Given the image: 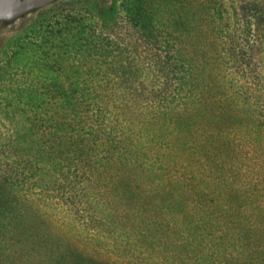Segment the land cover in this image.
Here are the masks:
<instances>
[{
	"label": "rangeland",
	"instance_id": "1",
	"mask_svg": "<svg viewBox=\"0 0 264 264\" xmlns=\"http://www.w3.org/2000/svg\"><path fill=\"white\" fill-rule=\"evenodd\" d=\"M62 5L76 9L77 17L48 21ZM158 12L138 0H49L0 18V168L32 173L10 156L12 124L28 117L39 123L44 106H57L74 123V145L87 142L78 152L84 159L24 183L25 194L39 198L57 249L64 248L60 230H75L100 264H246L241 202L254 197L255 182L264 183V122H230L224 143L197 94L203 72L232 74L234 85L241 73L249 81L260 48L249 58L244 39L262 40L264 33L255 28L251 34L232 4L223 10L226 25L202 16L173 23L165 8ZM229 44L248 61L220 47ZM142 128L148 145L137 140ZM149 146L154 155L146 159ZM158 154L160 179L143 167ZM122 166L133 171L135 190L164 175L171 220L164 242L159 232L155 237L158 217L149 197L139 192L125 205L110 188Z\"/></svg>",
	"mask_w": 264,
	"mask_h": 264
},
{
	"label": "trees",
	"instance_id": "2",
	"mask_svg": "<svg viewBox=\"0 0 264 264\" xmlns=\"http://www.w3.org/2000/svg\"><path fill=\"white\" fill-rule=\"evenodd\" d=\"M138 2L141 5H151L153 9L159 11V14L161 9L165 8L168 12V20L173 23L179 20L188 23L189 20L202 16L205 21L215 20L224 25L229 19V12L224 14L223 10L224 8L227 10V7L232 4L238 12L240 20L248 27L251 34H254L252 30L255 28L262 29L260 33H264V0H138ZM51 11L47 20L53 19V22L56 21L54 19L57 18V15L69 18L78 15L76 9L64 5L56 6ZM240 41L241 38L237 39L235 45ZM244 41L247 46L246 50L249 52V58L251 57L250 54L255 53L256 48H260V53L255 57L256 60L251 61L252 71L255 70V72H251L249 81H246L245 75L241 73L235 79L234 85L231 83L232 74L228 76L227 73H221L219 76H210V74L203 72L197 94L198 100L203 105L207 121L218 128L222 142H227V144L229 143L227 137L231 129L230 122L237 125L246 124L255 120L254 117L257 118L258 124L264 122V65L260 62L262 55H264V34L262 40L254 36L253 38L248 37ZM235 45L229 44L227 47L221 45L220 47L235 53V58L239 59L240 62L242 60L248 61L247 57H243L242 50ZM57 109V106H44V118L39 123L28 117V120L24 122L25 124L18 120L12 124L15 133H13L10 142L7 143L12 149L10 156L16 158V163H21V169L32 173L26 175L23 174L22 170L18 173V171H13V168L11 170L8 167L0 168V264H23L24 261L27 264H35L36 262L100 264L103 262L99 256L92 254L95 251L85 244L81 232L75 230L72 232L60 230V234L65 237L64 248L63 251L57 249L60 244L54 243L48 237V231L45 230V225L50 220L43 217L40 211L43 208L38 201L39 198L33 194L29 195V192L25 194V179L27 183L28 178L32 175L39 177L44 170L49 172L54 170L58 173L68 171L71 160L79 158V151L81 154L84 152L82 148L86 146L87 142L85 141V144L83 143L78 147L74 145L72 138L74 123L67 113H62ZM28 112H32L31 107L28 108ZM212 117L215 118V121L210 119ZM36 128H39L40 131L38 135ZM22 130L23 132H21ZM254 131L259 132V129L256 128ZM137 140L148 145L151 138L142 128ZM149 149H145V153L148 155L146 159H149L150 155H154L151 152V146ZM81 156L79 159H84ZM153 158L152 160H145L143 167L144 170L147 169L146 172L151 178H157L159 175L160 179V172L163 170L164 173L163 158L160 154ZM110 159L113 158L110 157ZM114 160L121 161L118 155ZM39 162L42 165H39ZM158 162L159 164L154 166V163ZM123 163H127L124 158ZM158 168L159 171H157ZM114 174L113 183L117 184L110 188L119 192L115 193L120 198L121 203L128 205L133 195L139 192H143L146 197H149L150 200L148 201L153 205V210L158 217L156 226H154V230H158L155 237L159 232L156 238H163L164 242L168 237L167 231L171 223L170 203L167 198L164 175H161V180L156 181L154 186L135 190L136 186H133L135 177L131 169L126 173L124 166H122ZM65 176L67 177V174L62 177ZM250 188L254 197H251L249 201L243 198L241 202L248 227L249 251L246 264H264V183L261 184L260 188L255 182ZM72 219L74 223H78V218L72 217ZM143 233L141 232L142 235ZM167 254L170 256V251Z\"/></svg>",
	"mask_w": 264,
	"mask_h": 264
},
{
	"label": "water",
	"instance_id": "3",
	"mask_svg": "<svg viewBox=\"0 0 264 264\" xmlns=\"http://www.w3.org/2000/svg\"><path fill=\"white\" fill-rule=\"evenodd\" d=\"M49 0H0V18H8L30 7L40 6Z\"/></svg>",
	"mask_w": 264,
	"mask_h": 264
}]
</instances>
